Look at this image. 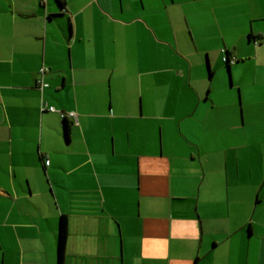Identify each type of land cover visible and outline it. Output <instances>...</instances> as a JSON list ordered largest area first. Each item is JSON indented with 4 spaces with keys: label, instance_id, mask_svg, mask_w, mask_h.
I'll list each match as a JSON object with an SVG mask.
<instances>
[{
    "label": "crops",
    "instance_id": "obj_1",
    "mask_svg": "<svg viewBox=\"0 0 264 264\" xmlns=\"http://www.w3.org/2000/svg\"><path fill=\"white\" fill-rule=\"evenodd\" d=\"M61 3L0 0V264H264V0Z\"/></svg>",
    "mask_w": 264,
    "mask_h": 264
},
{
    "label": "rangeland",
    "instance_id": "obj_2",
    "mask_svg": "<svg viewBox=\"0 0 264 264\" xmlns=\"http://www.w3.org/2000/svg\"><path fill=\"white\" fill-rule=\"evenodd\" d=\"M215 62V61H214ZM206 73L208 77H210V72L215 74V79L212 88V92H210L211 100L216 103V107H219L220 111H224L223 108L228 107V101L226 100L227 91L224 89H220L218 86L228 84L230 91L232 92L233 96H235V105L236 108H240L242 105V96L241 92H239L238 89L234 88V85L238 83V79L236 76V73H232L229 71L228 68H226V65L223 62H218L217 64L214 63V65H210L209 63H206L205 65ZM234 76V77H233Z\"/></svg>",
    "mask_w": 264,
    "mask_h": 264
},
{
    "label": "trees",
    "instance_id": "obj_3",
    "mask_svg": "<svg viewBox=\"0 0 264 264\" xmlns=\"http://www.w3.org/2000/svg\"><path fill=\"white\" fill-rule=\"evenodd\" d=\"M60 4V6L62 5L61 0H57ZM63 6V5H62ZM234 60H231L229 58V56H227L224 59V64L226 65V68H228L229 70L231 69L230 66H232V62ZM236 63V62H235ZM234 63V64H235ZM213 76V73L210 72V77ZM67 127V126H66ZM68 129V128H67ZM66 217L61 218V225H60V231H59V264H64L65 262V252H66V246L67 245V241H68V223L67 220L65 219Z\"/></svg>",
    "mask_w": 264,
    "mask_h": 264
},
{
    "label": "built area",
    "instance_id": "obj_4",
    "mask_svg": "<svg viewBox=\"0 0 264 264\" xmlns=\"http://www.w3.org/2000/svg\"><path fill=\"white\" fill-rule=\"evenodd\" d=\"M234 63H235V61L232 62V64H234ZM50 112L54 113V112H56V110L54 108H50ZM61 116H62L63 119H65L67 117L68 118H72V119L76 118V115L71 114V113L68 114V115L62 114ZM48 165H50V161H47L45 166L47 167Z\"/></svg>",
    "mask_w": 264,
    "mask_h": 264
}]
</instances>
